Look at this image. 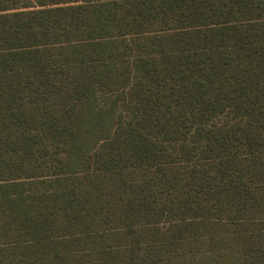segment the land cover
<instances>
[{
  "label": "trees",
  "instance_id": "1",
  "mask_svg": "<svg viewBox=\"0 0 264 264\" xmlns=\"http://www.w3.org/2000/svg\"><path fill=\"white\" fill-rule=\"evenodd\" d=\"M0 264H264V0H0Z\"/></svg>",
  "mask_w": 264,
  "mask_h": 264
}]
</instances>
